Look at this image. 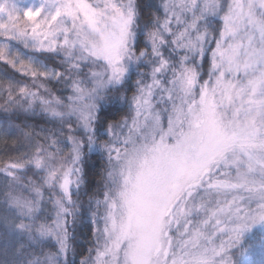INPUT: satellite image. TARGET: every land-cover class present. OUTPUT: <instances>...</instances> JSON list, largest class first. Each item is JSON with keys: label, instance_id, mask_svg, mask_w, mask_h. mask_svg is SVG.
<instances>
[{"label": "snow or ice", "instance_id": "snow-or-ice-1", "mask_svg": "<svg viewBox=\"0 0 264 264\" xmlns=\"http://www.w3.org/2000/svg\"><path fill=\"white\" fill-rule=\"evenodd\" d=\"M0 264H264V0H0Z\"/></svg>", "mask_w": 264, "mask_h": 264}, {"label": "trees", "instance_id": "trees-1", "mask_svg": "<svg viewBox=\"0 0 264 264\" xmlns=\"http://www.w3.org/2000/svg\"><path fill=\"white\" fill-rule=\"evenodd\" d=\"M3 239H4L5 241H9L10 243L14 242V241H13V238L8 237L7 235H5Z\"/></svg>", "mask_w": 264, "mask_h": 264}]
</instances>
